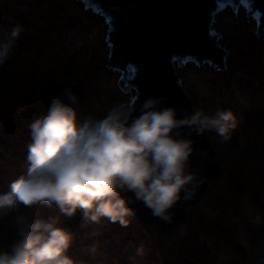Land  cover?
<instances>
[{
    "label": "rangeland",
    "instance_id": "obj_1",
    "mask_svg": "<svg viewBox=\"0 0 264 264\" xmlns=\"http://www.w3.org/2000/svg\"><path fill=\"white\" fill-rule=\"evenodd\" d=\"M36 2L44 4L39 8L30 4V15L33 21L41 25V28L36 26L33 28L34 31L25 28L24 33L40 34L41 43L36 44L35 39L31 40L33 44H27L28 48L24 47V43L18 44V42L13 46L8 35L11 32L8 30L10 24L7 23L9 17L20 18L17 8L24 4V0H3L0 5L5 13L4 23L8 25L0 26L1 34H4L0 42L5 48L3 52L5 55L0 56V119L4 118L2 115L13 113L10 114L12 117L9 116L13 123L7 120L5 125H0V147L3 146L6 150L14 148L17 154L23 153L30 142L31 122L29 124L25 122L46 114L48 106L43 103L44 100L41 101L40 96L48 88L54 87L52 89L54 91L56 84L72 88L81 85L84 91L79 99L82 102L78 105L81 118L88 114V108L95 109L93 106L95 103L99 110L102 109L100 107L102 105L107 111L119 102H128L131 97V94L124 92L119 85L121 74L107 66L109 49L104 42L105 37L95 13L86 7V10L91 12L92 18L84 16L85 24H83L81 23L83 20L73 17L74 26L65 29L59 36L56 53L51 51V54L45 57L47 73L44 71L42 75L37 63L41 60V52L46 47V43L52 44L49 30L55 34V31L50 29L53 21H49L47 26L50 27L46 28L45 20L49 17L56 19L60 5L59 0H36ZM244 11L239 8L232 11L228 7L227 12L219 15L218 27L224 32V42L229 46L225 67L211 64L182 69L196 107H203L211 114L218 110L233 108L239 119L246 117L245 121H239L233 139L228 143H222L214 133H209L218 151L216 157L225 159L222 161V176L207 178L208 193L203 195L200 202L189 204L185 208L186 215L176 224L163 227L160 224L143 221L136 215L139 221L133 217L132 223L127 227L110 223L107 219L99 224L88 223L84 226L86 229L80 231L79 227H76L73 230L74 252L79 250V244L88 240L89 235H92V242L100 241L99 245H96V253L101 252L95 255L87 251L89 255L84 257L85 264H108L111 258L107 257V252L111 247L114 249L108 253L119 261L118 264H133V261L128 262L126 259L134 256L135 249L140 244L146 246L147 253L150 251L149 257L152 258H154L153 253L157 254V251L166 255L170 261L176 254L174 263L171 261L170 264H177V259L182 264H254L257 251H264V77L261 75L264 74V32L261 36L257 34L256 20H252ZM38 13L42 14L43 19L39 18ZM64 44L67 48H64ZM74 44L78 46L73 47ZM19 45H22V48H19ZM37 48L38 50H35ZM20 61H23V66L29 69L22 70L25 80H33L36 84L37 78L42 75L38 82H42L44 87L38 90L39 94L32 90L28 91L26 89L28 86L24 88L26 89L24 95L30 94L34 97L31 101L24 96L22 97L24 100L21 97L14 99L12 94L16 91V87L10 85L12 83L9 81L10 78L4 80L1 77L11 67L8 64ZM200 68L202 69L199 70ZM12 75L13 73L11 77ZM12 80L15 82L13 78ZM226 95L236 103L235 107L224 104L228 102L223 99ZM100 98L104 103H100ZM35 104L40 107H36ZM15 111L19 112L15 114ZM20 130L27 142L21 143L20 137H16ZM5 137L16 140L8 141ZM9 145L12 147H8ZM9 152L15 157L11 150ZM16 172L18 171H11L8 175ZM228 172L235 176L230 177ZM10 194L13 196L9 200L15 196L14 193ZM217 200L224 203H220L224 208L216 207ZM38 208L42 216L47 217L56 213L64 219L67 218L54 206L41 204ZM225 208H229L231 212L238 209V213L243 216L241 227L236 226L234 222L228 225L217 224L220 216L218 211ZM257 217H260V223H256ZM10 221L11 216L0 219V248H4L9 239ZM82 222L83 218L80 223ZM11 233L12 238L16 239L14 229H11ZM208 235L211 242H208ZM219 236L222 238L220 239ZM160 240L165 242L161 245ZM84 244L87 250L91 247L88 242ZM143 258L144 256L137 258L134 263L154 264L152 259L143 261Z\"/></svg>",
    "mask_w": 264,
    "mask_h": 264
},
{
    "label": "clouds",
    "instance_id": "obj_2",
    "mask_svg": "<svg viewBox=\"0 0 264 264\" xmlns=\"http://www.w3.org/2000/svg\"><path fill=\"white\" fill-rule=\"evenodd\" d=\"M9 21L11 38L20 39L25 26L12 17ZM165 100L148 97L139 108L122 101L101 117L89 113L81 118L79 94L72 87L55 95L46 114L29 124L28 166L10 184L14 198L0 199V219L11 216L16 234L8 248H0V264H83L70 254L75 239L71 226L62 224L59 215L21 212L18 204L54 206L60 214L79 216L85 223L107 219L127 227L138 213L135 205L142 203L153 217L172 223L175 207L193 199L203 183L191 163L197 151L194 135L214 133L228 143L246 117L239 119L232 109L211 114L203 107L182 116ZM218 212L217 224L236 221ZM88 251L95 254L96 245ZM147 251L140 244L131 259ZM254 264H264V251H257Z\"/></svg>",
    "mask_w": 264,
    "mask_h": 264
},
{
    "label": "water",
    "instance_id": "obj_3",
    "mask_svg": "<svg viewBox=\"0 0 264 264\" xmlns=\"http://www.w3.org/2000/svg\"><path fill=\"white\" fill-rule=\"evenodd\" d=\"M78 1L95 13L109 49L107 66L121 74L119 85L131 94L127 103L139 108L148 97L164 96L165 104L175 105L182 116L196 107L182 68L226 65L229 46L218 27L219 15L227 12L228 7L244 9L248 17L256 20L257 34L261 36L264 32V0ZM56 85L54 91V87H50L41 95L48 107L65 87ZM73 90L80 99L84 92L81 85H75ZM8 117L3 120L4 125L12 116ZM183 132L188 134L187 129ZM194 139L197 151L191 163L193 169L204 176L200 175L203 183L197 194L175 207L172 223L153 217L148 208L137 203V216L143 221L163 227L176 224L186 215L185 208L189 204L200 202L208 193L207 178L222 176V158L216 157L218 151L209 133L194 135ZM204 149L207 155H202Z\"/></svg>",
    "mask_w": 264,
    "mask_h": 264
},
{
    "label": "trees",
    "instance_id": "obj_4",
    "mask_svg": "<svg viewBox=\"0 0 264 264\" xmlns=\"http://www.w3.org/2000/svg\"><path fill=\"white\" fill-rule=\"evenodd\" d=\"M2 1L3 0H0V5H2ZM5 1H7V0H5ZM56 1H58V0H56ZM27 3H29V5ZM58 3L60 5L59 9H58L59 12L57 11V16L58 17L56 19H54L52 17H49V18H47L45 20V27L46 28L50 27V26H47V23L49 21H53V26L51 25L50 29H53L55 31V34L53 33V31L49 30V37H50V41H51L52 44L50 45V44L46 43V47L43 49V52H41L42 54L39 52L41 54V56H40L41 60L38 61L37 66H39L41 68L42 75H43L44 71H45V73H47V71L44 70L47 67L46 66L47 65V63H46V59L47 58H45V57L47 55H50L51 51H53V53L56 52V46H57L56 42L58 41L59 36L62 34V32L65 29L70 28L71 26H74L73 17H75V18H77L79 20H83L84 16H86L89 19L92 18L91 12L86 10L84 4L81 3L80 1H77V0H59ZM30 4L31 5H36V7L39 8L44 3H42V2H38L37 3L36 0H24V4L17 8V10L19 11L18 13H20L19 14L20 18L17 19V22H19V21H27L29 23V25L27 26V29L29 28V30H33L34 31L33 28H35L36 26L41 28V25L39 23H36V21H33V18L30 15V9H29L30 8ZM86 11H88V12H86ZM38 14H39V18L43 19L42 14L41 13H38ZM4 20H5V13L3 12V21ZM92 20H94V19H92ZM90 22H91V20H90ZM7 23H11V22L8 21ZM81 23L85 24V21L83 20V21H81ZM3 24L7 25L6 23L3 22L2 24H0V26H2ZM8 27H9L8 30H10L12 26L11 27L8 26ZM29 35H30V38H29ZM53 36H54V39L52 40ZM61 38H62V36H61ZM34 39H35V43L36 44H40L41 43L40 34L35 33V35H33L32 32H26V34L23 32L22 37L20 39V42L24 43V47L28 48V45H32L33 44ZM31 40H33L32 43H31ZM66 43H69V42H66ZM65 44H64V48H67V46ZM75 46H78V45L74 44L73 47H75ZM20 47L22 48V45ZM35 50H38V48L35 49ZM30 51H32V50H30ZM10 66L11 67L8 69V72H5L3 74V78H4V80H8L10 78L9 81L12 82V83H10V85L16 87L15 88L16 91L15 92L13 91V94H12L13 98L14 99H20L19 97H21V99L24 100L22 98L24 96V98L26 97V99H30V101H31V99H33L34 97H32L30 94L24 95L25 91H26V89H28V91L32 90V92L35 91V92H37V94H39L38 90H40V89H42L44 87L42 82L41 83L38 82L41 79L42 75H40L37 78L36 84H35L33 80H30V79L25 80L26 78L23 76L22 70H29V69L26 66H23V61H20L19 63L18 62L11 63ZM251 67L254 68V66H251ZM11 73H13L12 77H11ZM18 74H19V76H18ZM261 75L264 77V74H261ZM12 78L14 79L15 82H13ZM61 83H63V82H61ZM31 85H34V86L31 87ZM26 86H28V88L24 89ZM225 99L231 101V99L228 98V95L225 96ZM100 100H101V102H100L101 104L104 103V100L102 98H100ZM93 106H95V109L88 108V110H87L88 114L89 113H94L97 117H101V116H103L105 114V112H106L105 109L106 108L102 107V105H100V107L102 108L101 110L98 109V105L96 103L93 104ZM36 107H38V106L36 105ZM18 112L19 111H15V114L18 113ZM10 114H13V113H10ZM2 117H4V116L2 115ZM31 121L32 120H30L29 122H25V124H29ZM0 125H1V123H0ZM17 137H21L23 139V141L27 142V140L25 139L24 134H21L20 136H17ZM14 140H16V139H14ZM4 142L6 143V141H4ZM8 147H12V146L9 145ZM8 150L9 151L11 150L13 152V154L15 155V157H13ZM25 150H24L23 153H18L17 154V151L14 148H8L6 150V149H3V146H1L0 147V152H2V155H0V156H4V160H3L2 164L0 165V170L4 171V172L7 171L8 173L10 171H12V172L13 171H18L19 172L21 170V168H22L21 161L23 160V155L25 154ZM222 161H225V159L222 158ZM18 172H16L15 174H17ZM228 174H229V172H228ZM13 175H14V173H13ZM229 176L233 177V176H235V174H233V175L229 174ZM217 205H219V203L216 204V206ZM25 209H27L26 211L28 212L29 215H32L34 217L42 216V213L39 212L40 208H38V205H36L35 207L34 206L26 207ZM135 218L139 221V219L136 216H135ZM60 221H61L62 224L69 225V226L72 227L73 230H75L76 227L81 222V217H79V216H77L75 218H68L67 217L66 219H64V218H62L60 216ZM84 226H85V223H83L81 225V227H79V229H86ZM162 242H165V240H163V241L160 240L159 243H162ZM174 245H176V243ZM174 256H177V255L175 254ZM157 259H159V258H157ZM139 261L142 262V260H139ZM178 261H179V259H178ZM167 264H170V262H168Z\"/></svg>",
    "mask_w": 264,
    "mask_h": 264
},
{
    "label": "bare ground",
    "instance_id": "obj_5",
    "mask_svg": "<svg viewBox=\"0 0 264 264\" xmlns=\"http://www.w3.org/2000/svg\"><path fill=\"white\" fill-rule=\"evenodd\" d=\"M182 69H186V68H182ZM44 70H45V69H44ZM252 72H254V71H252ZM246 77H247V75H246ZM79 104H80V103H78V105H79ZM224 104H231L232 107H234V106L236 105V103H235L233 100H232V101H228L227 103H224ZM219 106H221V105H219ZM232 109H233V108H232ZM240 109L242 110L243 108H240ZM233 110H234V109H233ZM235 111H236V110H235ZM21 134H22V130L18 131V133L16 134V137H17V136H20ZM5 139L9 141V140H12L13 138L10 139L9 137H5ZM20 141H21V143H23V139H22L21 137H20ZM2 162H3V161L0 160V165L2 164ZM54 215H56V213H54ZM83 221H84V220H83ZM95 243H100V241L96 240ZM104 252L106 253V251H104ZM70 254H71V255L75 254V252L73 251V248H72V247L70 248Z\"/></svg>",
    "mask_w": 264,
    "mask_h": 264
},
{
    "label": "flooded vegetation",
    "instance_id": "obj_6",
    "mask_svg": "<svg viewBox=\"0 0 264 264\" xmlns=\"http://www.w3.org/2000/svg\"><path fill=\"white\" fill-rule=\"evenodd\" d=\"M220 202H221V201L217 200V201L215 202V205L218 204V203H220ZM216 207H218V205H217ZM223 211H224V210H223ZM209 241L211 242V240H210V235H208V242H209Z\"/></svg>",
    "mask_w": 264,
    "mask_h": 264
},
{
    "label": "snow or ice",
    "instance_id": "obj_7",
    "mask_svg": "<svg viewBox=\"0 0 264 264\" xmlns=\"http://www.w3.org/2000/svg\"><path fill=\"white\" fill-rule=\"evenodd\" d=\"M175 59V58H174Z\"/></svg>",
    "mask_w": 264,
    "mask_h": 264
}]
</instances>
